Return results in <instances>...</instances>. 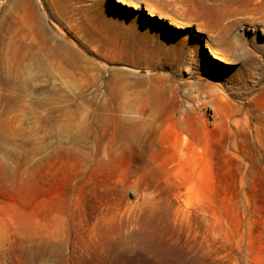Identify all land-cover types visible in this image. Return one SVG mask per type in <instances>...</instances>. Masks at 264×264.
<instances>
[{
  "label": "rangeland",
  "instance_id": "rangeland-1",
  "mask_svg": "<svg viewBox=\"0 0 264 264\" xmlns=\"http://www.w3.org/2000/svg\"><path fill=\"white\" fill-rule=\"evenodd\" d=\"M0 264H264V0H0Z\"/></svg>",
  "mask_w": 264,
  "mask_h": 264
},
{
  "label": "bare ground",
  "instance_id": "bare-ground-1",
  "mask_svg": "<svg viewBox=\"0 0 264 264\" xmlns=\"http://www.w3.org/2000/svg\"><path fill=\"white\" fill-rule=\"evenodd\" d=\"M239 42H240V37H239V35H236V36L232 37V39H229L227 41V45H228V47H230V49H232V48L234 49V48H236L238 46ZM208 50L212 54H214L216 57L221 58V59L224 58V57H222V55H218L217 53H215V51H213V49H208Z\"/></svg>",
  "mask_w": 264,
  "mask_h": 264
}]
</instances>
